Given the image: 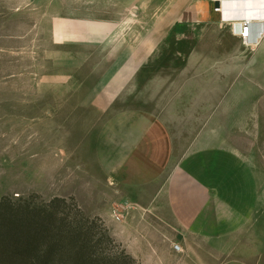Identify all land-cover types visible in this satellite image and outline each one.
Instances as JSON below:
<instances>
[{"label": "rangeland", "instance_id": "obj_1", "mask_svg": "<svg viewBox=\"0 0 264 264\" xmlns=\"http://www.w3.org/2000/svg\"><path fill=\"white\" fill-rule=\"evenodd\" d=\"M206 1L0 0V200L61 197L109 231L102 216L115 209L126 228L150 226L174 174L182 188L206 179L194 159L205 148L223 162L212 203L195 212L210 238L169 229L165 244L152 240L160 252L145 254L133 234L126 245L111 236L128 255L131 246L158 260L184 243L162 264H264V42L246 48L229 28L203 24ZM51 21L71 24L72 43L51 40ZM150 119L166 126L167 159L129 152L124 136ZM234 158L247 175L230 168ZM239 201L247 212L234 213Z\"/></svg>", "mask_w": 264, "mask_h": 264}, {"label": "crops", "instance_id": "obj_2", "mask_svg": "<svg viewBox=\"0 0 264 264\" xmlns=\"http://www.w3.org/2000/svg\"><path fill=\"white\" fill-rule=\"evenodd\" d=\"M208 4H212L210 0L206 1V3L199 5V11L197 12V18L199 21H201L203 24H209V23H219L220 21V15L219 12H212L210 11V8L208 7ZM242 7V10L245 8L249 9L246 4ZM252 6H258L252 5ZM244 10V11H245ZM213 15H218V18L216 21H211V19L206 20L207 17H211ZM70 23L67 21H64V23L59 24V22H54L52 26V21L50 23V37L51 40L54 41L55 44H61V45H67L72 43L73 41V33L70 28ZM224 26V24H221ZM234 38L238 39L236 36H233ZM86 39H80L79 44L83 43ZM239 40V39H238ZM264 42V41H263ZM262 42V44H263ZM261 44V45H262ZM260 45V46H261ZM259 47V46H258ZM166 127L164 124H161V122L158 119H150L145 120L141 122H135L134 125L131 126L129 134L124 136L127 137L126 140L129 143V152L134 156L137 154V157H146L151 159H161V158H169L170 157V148H169V135L168 132L165 130ZM136 144H139L136 146ZM202 150L199 149L197 152V156L194 158L196 159V166L199 168V170L202 172L203 176H206V179L203 181L200 177L197 175H194L196 179L199 181H193L187 183L188 187H181V184L178 182H174L176 179V174L172 176L170 181L166 184L165 188H163L161 194H160V200H157V203L160 205L155 206V219L157 220L156 224L152 223L150 226L146 223H141L138 226H134L132 228H126L121 223L117 222L111 216L110 214H107L106 216H102L106 224L108 225L110 232L113 237L121 241L126 245V237L125 232H129L130 234H133L132 237L135 239L134 243L136 246H141V248H145V254L148 253V245H151L152 248L156 249L160 252L158 247L155 243L152 242L153 239L157 240L158 242H164V244L168 240V232L169 229H172L175 231L177 236L182 237H189L190 235H202L203 237H211L210 231H212L213 225H207V220L204 221V225L201 227L199 224L202 222L198 219V213L201 212L202 203L206 207V209L209 207L211 201L213 200V196L215 191H217L216 184L219 182V179H217V176L222 171V165L220 162V158L218 156H208L204 157V153ZM211 149V148H208ZM156 152V153H155ZM158 155H153L157 154ZM166 153V154H163ZM164 155V156H163ZM222 158L226 157L225 154L221 155ZM220 156V157H221ZM235 159V158H234ZM238 160H230V168H237V172L243 171L247 175L248 171L245 167L240 165V162ZM213 172V173H212ZM216 173V175H214ZM184 174V173H183ZM239 175V174H238ZM237 175V176H238ZM242 178V175H241ZM246 178V177H245ZM212 183V185H211ZM240 184V183H238ZM242 187V185H239ZM238 186V187H239ZM245 186V182H244ZM245 190V188H244ZM241 193V192H240ZM239 193V194H240ZM217 198H219L220 201H222V198L216 193ZM166 196V198H163V196ZM177 196L178 198H174ZM181 198V199H180ZM216 198V200H217ZM240 202V201H239ZM234 202L236 205L240 206H234V213L237 214H243L245 211L247 212V208L249 205L247 203L249 202ZM238 207H243V211L237 210ZM198 212L195 214V212ZM201 218L203 214H200ZM207 217L209 215L207 214ZM164 239V240H163ZM158 244V243H157ZM173 244H179L177 242H172L170 245H165L163 249V255L164 260H158L156 257L152 256L154 255L153 252L149 253V255L145 258L141 257V254L133 251L132 247L129 246L128 250L131 255L135 259L141 260V264H162L168 261L169 258H177L180 257L184 252V243L179 244L182 247V252H176L173 249ZM157 251H155L156 255Z\"/></svg>", "mask_w": 264, "mask_h": 264}, {"label": "trees", "instance_id": "obj_3", "mask_svg": "<svg viewBox=\"0 0 264 264\" xmlns=\"http://www.w3.org/2000/svg\"><path fill=\"white\" fill-rule=\"evenodd\" d=\"M39 198L0 200V264H139L99 218L66 198Z\"/></svg>", "mask_w": 264, "mask_h": 264}, {"label": "built area", "instance_id": "obj_4", "mask_svg": "<svg viewBox=\"0 0 264 264\" xmlns=\"http://www.w3.org/2000/svg\"><path fill=\"white\" fill-rule=\"evenodd\" d=\"M212 4L219 3L220 8L216 9L220 13L222 20L221 24L230 29L233 36H236L246 48H256L264 41V0H210ZM246 1H252L258 4L254 6L248 17H237L234 10H229L225 15V6L229 3L242 4ZM227 9V8H226ZM226 17V18H225ZM239 25H236V24ZM113 218L117 222H122V215L119 210L115 209ZM173 249L176 252H182V247L179 244H173Z\"/></svg>", "mask_w": 264, "mask_h": 264}, {"label": "bare ground", "instance_id": "obj_5", "mask_svg": "<svg viewBox=\"0 0 264 264\" xmlns=\"http://www.w3.org/2000/svg\"><path fill=\"white\" fill-rule=\"evenodd\" d=\"M244 4H246L248 7L250 6L249 9L245 8L242 10V7L245 6ZM252 5H256V3H253L252 1H244L242 4H237V3H229V5L225 6V15H227V12H229V10H234V14L235 16L241 18V17H248L250 15V12H252V10L254 9V6ZM227 8V9H226ZM245 10V11H244ZM226 18V17H225ZM236 25H239L238 23Z\"/></svg>", "mask_w": 264, "mask_h": 264}, {"label": "water", "instance_id": "obj_6", "mask_svg": "<svg viewBox=\"0 0 264 264\" xmlns=\"http://www.w3.org/2000/svg\"><path fill=\"white\" fill-rule=\"evenodd\" d=\"M216 9H219L220 8V5H219V3H216Z\"/></svg>", "mask_w": 264, "mask_h": 264}]
</instances>
